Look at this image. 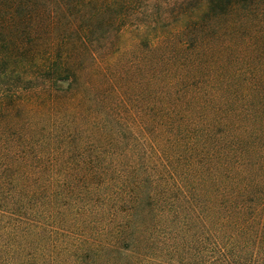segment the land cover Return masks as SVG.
Listing matches in <instances>:
<instances>
[{"label": "trees", "instance_id": "trees-1", "mask_svg": "<svg viewBox=\"0 0 264 264\" xmlns=\"http://www.w3.org/2000/svg\"><path fill=\"white\" fill-rule=\"evenodd\" d=\"M0 87L27 264H264V0H0Z\"/></svg>", "mask_w": 264, "mask_h": 264}, {"label": "rangeland", "instance_id": "rangeland-1", "mask_svg": "<svg viewBox=\"0 0 264 264\" xmlns=\"http://www.w3.org/2000/svg\"><path fill=\"white\" fill-rule=\"evenodd\" d=\"M4 94V89L0 87V129L4 125V109L8 107L5 106L2 98ZM4 99V98H3ZM15 116L19 117V113L15 111ZM2 137L0 132V151H2ZM6 164L0 161V212L5 210L11 203V198L8 192L13 189L9 185L6 175ZM10 213L6 218L0 219V264H27L26 258L33 253V250L28 248L26 243L22 241L15 230L17 224L20 222L27 223L22 213L18 211H9ZM12 212V214H11ZM46 221L41 218H36L34 224L37 227L44 226ZM62 229H56L55 227L50 229L49 234H52L53 241L63 240ZM35 250V247H34Z\"/></svg>", "mask_w": 264, "mask_h": 264}]
</instances>
